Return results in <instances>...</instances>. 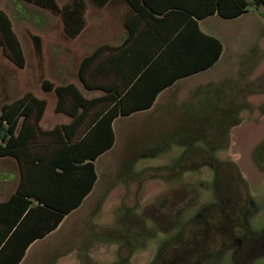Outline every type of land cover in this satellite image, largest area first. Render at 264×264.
I'll return each instance as SVG.
<instances>
[{"label":"trees","instance_id":"16d2710c","mask_svg":"<svg viewBox=\"0 0 264 264\" xmlns=\"http://www.w3.org/2000/svg\"><path fill=\"white\" fill-rule=\"evenodd\" d=\"M24 1L60 15L65 35L72 39L86 28L89 3L101 9L125 2L131 11L124 21L128 31L124 42L98 46L78 70L86 91L104 95L87 98L75 84L43 82L45 92L56 94L55 111L68 117V124L41 128L47 101L30 92L2 106L0 158L17 162L19 181L14 194L0 202V264H21L31 245L56 231L81 207L98 181L94 162L115 144L117 118L151 108L161 91L220 60L221 41L205 35L199 20L214 15L234 20L248 13L250 6L264 8V0H72L63 8L57 0ZM0 37V48L23 68L21 43L2 10ZM35 40L40 51V38ZM209 145L210 158L187 169L215 167L223 204L187 224L152 264H201L236 243H240L238 264L264 254V229L252 231L245 223L249 203L241 193L242 178L235 169L221 170L222 164H212L215 149ZM262 150L264 145L257 148L256 157L264 156ZM190 156L176 163V177L193 165L187 164Z\"/></svg>","mask_w":264,"mask_h":264},{"label":"rangeland","instance_id":"374dc122","mask_svg":"<svg viewBox=\"0 0 264 264\" xmlns=\"http://www.w3.org/2000/svg\"><path fill=\"white\" fill-rule=\"evenodd\" d=\"M71 1L57 0L61 8ZM110 7L99 9L89 3L86 28L72 39L65 35L60 15L24 0H0V10L11 20L25 56V65L20 68L0 48V111L4 104L33 93L47 101L40 126L49 130L66 118L56 113L57 96L43 90L44 81L56 86L75 84L87 98L104 95L101 91H86L78 70L82 60L98 46L118 43L122 10ZM261 19L264 20L250 10L240 19L216 16L205 23L224 45L219 74L227 86L235 88L236 104L240 105L227 110L229 115L233 113L232 124L224 126L225 130L221 126L212 135L219 138L210 142L215 149L211 160L212 164H222L221 170L238 171L243 180L241 193L249 203L244 219L252 231L264 229V156L255 155L257 148L264 145ZM36 37L40 38V51ZM123 127L128 130L120 138L118 135L115 149L96 164L99 180L91 197L66 219L58 233L36 245L23 264H152L163 246L180 236L187 224L223 204L215 167L184 170L210 158L208 152L198 150L206 142H194L196 149L189 151V164L193 165L185 166L177 179L174 169L178 167L163 172L150 168L181 161L189 155H182L184 148L172 145L169 153L157 158L153 153L158 145L142 140L140 129L130 123ZM17 173L13 161H0V201L7 199L17 185L16 179L6 181L5 177ZM239 248L240 243H236L201 264H238L235 255ZM248 264H264V254Z\"/></svg>","mask_w":264,"mask_h":264},{"label":"crops","instance_id":"0c3cea01","mask_svg":"<svg viewBox=\"0 0 264 264\" xmlns=\"http://www.w3.org/2000/svg\"><path fill=\"white\" fill-rule=\"evenodd\" d=\"M111 5L107 6L108 8ZM115 7V6H113ZM111 8V7H110ZM117 9L122 10V32L119 34L118 43L113 46L121 45L124 40L128 37V31L125 29L124 21L130 13V7L125 3L116 6ZM252 8V9H251ZM251 11H255L257 15L264 18V8L256 9L253 6L249 7V12L245 15H248ZM243 15V16H245ZM218 15H214L212 17H216ZM241 16V17H243ZM204 20H199L198 24L200 30L208 36L215 37L220 39L218 35L216 36L211 30L208 28L206 21L210 18ZM241 17L237 18L240 19ZM262 20V19H261ZM264 25V20H262ZM222 43V41H221ZM110 45V44H108ZM223 45V43H222ZM225 55V48L223 45V53L220 60L211 68L195 73L191 76L179 79L170 87L161 91L153 106L146 110H141L138 112L133 113L127 117H119L113 123V131L115 135V144L113 148L103 155H101L95 162V167L97 162L106 154L113 151L117 145L118 135L119 138L126 133L128 129H125L123 125L126 123H130L133 128H139L142 133V140L145 141H152L155 143L154 146L158 145L157 151L153 153L154 156L162 157L169 153L172 149V145H177L184 148V152L182 155L187 153L191 154V150L196 149L194 142H206L203 145V148L198 150L203 152L210 151V141L212 139L218 140L219 137H212V135L217 134L220 131L221 126H226L228 124H232L234 121L233 113L228 114L227 110L232 109L235 110L240 105L236 104L237 97L235 95L236 90L233 86H227L223 80V78L219 74L220 66L224 60ZM66 120L58 125L68 124L70 119L66 117ZM57 126V125H56ZM55 126V127H56ZM54 127V128H55ZM124 128V130H123ZM46 130V129H45ZM51 130V129H49ZM138 130V129H137ZM225 130V127L224 129ZM120 132V133H119ZM221 139V138H220ZM1 160H8L13 161L17 168V162L12 158H0ZM179 159H177L178 161ZM173 161V160H172ZM175 161L171 164L162 165L160 167L150 168L151 170H158V171H165L168 169H174V165H176ZM189 164V163H187ZM201 167L196 169H187L185 172H196L200 171ZM174 171H177L174 169ZM97 173V167H96ZM98 175V173H97ZM6 181H13L14 179L17 180V185L19 181V168L17 175L13 176V174L8 175L5 177ZM178 179V177H175ZM99 180V176H98ZM4 180V182H6ZM98 182V181H97ZM97 184V183H96ZM16 185V187H17ZM96 185L94 187V190ZM16 190V188H15ZM92 193L86 197L81 207L84 205L85 201L91 197ZM15 192V191H14ZM9 197L5 200H1L0 202L6 201L10 198ZM79 207L75 211H73L70 215L66 217L68 219L71 215L76 213ZM64 222L60 225V227L47 236L44 239L36 241L31 247L28 249L25 258L27 257L28 253L38 244H42L48 239H50L53 235L58 233L65 223ZM22 261L21 264H23Z\"/></svg>","mask_w":264,"mask_h":264}]
</instances>
